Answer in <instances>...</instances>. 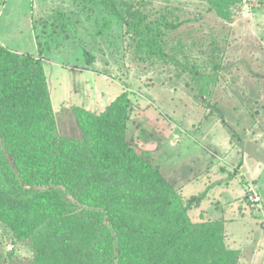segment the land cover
Segmentation results:
<instances>
[{
  "label": "rangeland",
  "instance_id": "rangeland-1",
  "mask_svg": "<svg viewBox=\"0 0 264 264\" xmlns=\"http://www.w3.org/2000/svg\"><path fill=\"white\" fill-rule=\"evenodd\" d=\"M170 3L180 39L193 44L167 63H141L119 16L99 0H0V43L42 60L67 134H78L73 106L98 113L129 92L126 138L183 197L204 194L189 212L191 235L210 245L223 239L238 250L237 264H264V0H243L224 24L205 2ZM216 30L224 40L211 56ZM9 246L26 260L0 224V253Z\"/></svg>",
  "mask_w": 264,
  "mask_h": 264
},
{
  "label": "trees",
  "instance_id": "trees-1",
  "mask_svg": "<svg viewBox=\"0 0 264 264\" xmlns=\"http://www.w3.org/2000/svg\"><path fill=\"white\" fill-rule=\"evenodd\" d=\"M99 1L119 16L141 63L175 61L192 47L180 39L172 0H162L163 8L156 0ZM189 1L207 3L224 24L243 0ZM214 32L205 48L211 56L224 40ZM129 94L123 90L98 113L73 106L78 134H67L42 60L0 43V224L28 253L24 261L10 248L0 264L238 263V250L223 239L210 245L188 229L204 194L183 197L126 138Z\"/></svg>",
  "mask_w": 264,
  "mask_h": 264
},
{
  "label": "built area",
  "instance_id": "built-area-1",
  "mask_svg": "<svg viewBox=\"0 0 264 264\" xmlns=\"http://www.w3.org/2000/svg\"><path fill=\"white\" fill-rule=\"evenodd\" d=\"M11 248V246H9V249Z\"/></svg>",
  "mask_w": 264,
  "mask_h": 264
}]
</instances>
